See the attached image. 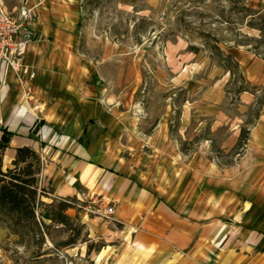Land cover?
I'll list each match as a JSON object with an SVG mask.
<instances>
[{"label": "rangeland", "instance_id": "1", "mask_svg": "<svg viewBox=\"0 0 264 264\" xmlns=\"http://www.w3.org/2000/svg\"><path fill=\"white\" fill-rule=\"evenodd\" d=\"M0 2L12 12L33 7L36 25L54 4L53 22L75 25L74 54L95 72L90 81L121 121L109 133L110 151L162 195L182 228L196 229L203 250L212 251L206 264H252L254 249L264 245V82H248L244 68L264 61L256 55L264 57V43H257L264 34L247 26L264 27V11L252 18L244 7L264 10V0ZM218 49L239 62L248 92L238 93L243 81L220 66ZM242 130L249 139L238 149ZM85 192L87 202L62 198L74 207L67 213L80 217L75 246L65 247L76 235L68 227L47 222L36 247L0 226V264H189L190 249L163 259L156 242L133 243L134 230L104 215L112 203ZM86 215L98 218L93 232Z\"/></svg>", "mask_w": 264, "mask_h": 264}, {"label": "crops", "instance_id": "2", "mask_svg": "<svg viewBox=\"0 0 264 264\" xmlns=\"http://www.w3.org/2000/svg\"><path fill=\"white\" fill-rule=\"evenodd\" d=\"M52 5L48 13L41 10L40 22L34 24L36 39L25 56L35 78L21 81L0 65V140L3 131L12 134L5 163H11L17 148H32L41 157L40 185L50 191L51 201L88 191L102 203H112L114 219L135 231L133 243L147 248L156 242L163 259L165 253L190 249L189 264H199L204 251L206 264L212 251L203 250L196 229L182 228L162 195L126 171L110 151L108 142L114 138L109 133L121 122L117 109L102 103L98 82L90 81L95 72L74 54L75 25L53 22L57 11ZM244 69L248 82H264V61ZM86 217L93 232L98 218ZM252 264H264V245L254 249Z\"/></svg>", "mask_w": 264, "mask_h": 264}, {"label": "trees", "instance_id": "3", "mask_svg": "<svg viewBox=\"0 0 264 264\" xmlns=\"http://www.w3.org/2000/svg\"><path fill=\"white\" fill-rule=\"evenodd\" d=\"M244 8L252 12L250 14L252 18L256 14L261 15L264 11ZM259 19L264 21L263 17ZM247 26L264 34V27L256 26L253 21ZM263 38L257 41L259 45L264 43ZM195 50L197 51V49ZM218 50L222 58L220 66L233 78L239 75L243 81L242 89L238 93L248 92L249 89L245 86L239 62L221 49ZM256 55L264 60L260 53H256ZM11 136L12 134L5 130L0 140V226L7 230L9 235L18 237V242L21 244L36 247L44 242L47 235L44 229L49 226L46 224L47 222L51 225L68 227L76 235L67 241L65 247L75 246L82 230L79 215L72 217L67 213L74 208L70 202L71 199L53 200L52 203L44 202L45 198H50V191L40 185L42 160L32 148L26 146L17 148L10 166L6 165L5 157L10 148ZM248 139L249 130H242L237 148L246 147ZM89 251H91V247L88 248Z\"/></svg>", "mask_w": 264, "mask_h": 264}, {"label": "built area", "instance_id": "4", "mask_svg": "<svg viewBox=\"0 0 264 264\" xmlns=\"http://www.w3.org/2000/svg\"><path fill=\"white\" fill-rule=\"evenodd\" d=\"M37 20L34 8L25 5L16 11H9L0 2V65L8 67L21 81L34 79L35 71L25 63V56L36 39L34 24ZM78 201L87 202L90 199L85 191L78 194ZM84 209L88 210L87 207ZM114 214L111 206L104 208V215Z\"/></svg>", "mask_w": 264, "mask_h": 264}]
</instances>
